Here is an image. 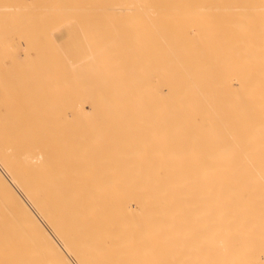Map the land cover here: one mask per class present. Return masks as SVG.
Here are the masks:
<instances>
[{"label":"bare ground","instance_id":"bare-ground-1","mask_svg":"<svg viewBox=\"0 0 264 264\" xmlns=\"http://www.w3.org/2000/svg\"><path fill=\"white\" fill-rule=\"evenodd\" d=\"M102 5L100 100L0 108V264H264V0Z\"/></svg>","mask_w":264,"mask_h":264},{"label":"rangeland","instance_id":"rangeland-1","mask_svg":"<svg viewBox=\"0 0 264 264\" xmlns=\"http://www.w3.org/2000/svg\"><path fill=\"white\" fill-rule=\"evenodd\" d=\"M35 1L38 2V6H37V4L35 5V3H36ZM103 1H105V0H103ZM104 4H105V2L103 3V5ZM103 5H102V0H0V28H1V32H0V34H1V36H0V50H1V52H0L1 53L0 54V91L3 90L6 95L8 94V96H11V97H8V96L5 97L4 96L5 94L3 95L4 92L2 94L0 92V96L2 95V99L0 98L1 99L0 100V108L1 109L2 108H3V110L5 109L4 111L6 112L7 111L6 105H7V108L10 106L9 107L10 109H11L12 106H14L15 109L16 108L19 109V107H17V106H21V105L24 106V104H25L27 106H25L24 108L30 107L28 109H29V111H31L32 110L31 106H33L34 108H35V106L36 107L38 106V108H39V106L40 107L43 106L44 109L42 108L43 110L41 109V111L42 112L44 111L43 114H45L44 115L45 117L43 116L42 112L39 111L40 108L39 109L35 108V110H38L37 112H40L42 115L40 116L39 115L40 113H36V111L33 110L36 113V115H33V113H32L33 111H31V113H32L31 115H33V117L29 118L28 122L30 121V119H33L32 122H34V123H35L36 119H37V122H39V121H41L40 117H42V121H43V119L46 118V116L48 117L47 118L48 120L47 119L44 120L46 123H49V121H51L50 117H51V119H53L52 122H55L54 120H56V116L60 113V111L59 110L57 111V109L62 108L63 107L62 104H64L63 101H62L64 98H63L62 93H61V92L65 93V90L62 91L64 89V87L66 89V92H68V93H72V91L74 90V92L72 94H70L71 96L70 97L68 96V98H70V100H71V97H73V98L79 97V98H77L78 100L82 99V98H80L81 97L80 95H82V93H84L83 90H85V89L87 90L88 88L91 87L89 85H88L89 87L85 86V85H84V87H82L83 86L82 83H81L82 82L81 81L82 78L79 77V79H78V77L76 78L74 76H76V75L77 76H81V75L84 76V74L87 71V74H85L84 78H85V80L87 79L86 80L87 82L86 81L85 82L87 84H89L88 81H90V82H92V81L94 82L95 81L96 82V79L99 78L100 75H101V77L99 78L101 80V83H99V84H102V85L104 84L105 85L106 81H105V78L103 76V72H102L103 68L101 66H103L104 69H105L106 63H104V62L106 61V59H104V58H106L105 55L107 54V51L104 52L105 51L104 49L106 47H108V46H105L106 45V43H104V42H106L105 40H104V42L102 41L104 37L106 38V31H107L106 30V22H105L106 21V16H105V11H104L105 9L103 8ZM63 6L68 7L69 11L64 10ZM99 8H103V10L102 9L100 10ZM66 17H68V19L64 20ZM96 20H100V21H98V23L101 24V25L99 24L100 29H102L100 31L97 30V28H99V27H97V26L95 27V24L97 22ZM94 22H95V24H94ZM95 28H96V30H95ZM45 30H47V31H45ZM101 31L105 35L104 37H103ZM5 32H6V34H5ZM43 32H44V34H43ZM46 32H48V34ZM8 33H9L10 37H8L9 36V35H7ZM98 33H99V35H98ZM2 34L5 37V39L3 41H2V39L4 37L2 38ZM16 34H18V35L20 34V35L18 36ZM92 35L94 36L92 38L93 39L95 38L96 40L95 39L93 40L92 38H90ZM48 37L50 39H48ZM99 37H101V38H99ZM26 38H29V43L27 42ZM32 38H34V39H32ZM89 38L92 39V40H90ZM97 38H99L100 40L97 39ZM21 39H23V40L21 41ZM51 39H54L53 42L51 41V43H48V42H50ZM6 41H7V43H6ZM25 42L27 43L26 44L27 47L20 45V44H25ZM42 42L45 43L46 45L48 44L49 48H50V46H52L51 44H55V47H57L54 50L53 49H49V50H53L52 53H51L52 55H53V53L55 54V56H53V57H52V55L49 56L50 52H48L49 51L48 48H47L48 46H46L48 51L46 50L45 53H44V56H45L46 53H48V54H46V56L48 55V57L51 59L50 62L53 61V63L51 62V65L48 64L49 61L47 63L48 66H51L49 68L50 71L48 70V68H46L49 71V73L52 72L51 73L52 76H50V74L48 72H46L48 74H46V73L44 74V71H46V70L43 71V67L47 66L46 63H45L46 65L43 64V62L47 61L46 60L47 57H44V58L42 57V59H43V61H42V59L40 57H41V55L43 56V53L40 54V52L37 49H35V48H39V46H45V45L42 44ZM96 42H98V43H96ZM15 43H16V45H15ZM89 43H91L92 45L89 44ZM5 44H6V46H5ZM29 44H30L31 47L29 46ZM2 45H3V47H1ZM9 45H11V46H9ZM94 45H97V46L94 47ZM98 45H99V47H98ZM8 46L10 47V49L12 47H15V48H12V50H9ZM16 46H18V47H16ZM5 47L8 50L4 49ZM46 48H43V49L45 50ZM52 48H53V46H52ZM101 49L103 51L102 54H101V52H102ZM106 50H107V48H106ZM40 51L43 52L42 50H40ZM95 51L96 52L98 51L99 54L98 53L96 54ZM76 52H80L81 53V55H79V58H78V56H76L77 55ZM3 53H4V55H3ZM10 54L14 55V56L11 57ZM91 54H96V55L92 56ZM29 55H31V57ZM99 55H100V57L98 58ZM80 56L82 58H84V60ZM102 56H104V57H102ZM10 58L13 59L14 62L10 61L9 60ZM27 58L29 60H32L31 58H33L34 59V61L32 60L33 63L32 62H29V63H32V65H35V63L37 62L36 65L31 67V64L25 63L24 61H26V60L29 61ZM52 58H54L55 60H52ZM77 58L78 59H82V60L79 61V62L82 61V63H79ZM85 58H87V59L89 58V60L86 61ZM102 59H104L105 61L103 60V62H102ZM17 60H20V62L17 61ZM75 60H76V62H75ZM91 60L96 61V62H93ZM70 61L72 62V64H70V66L72 65L71 66L72 68H69L70 66H68ZM88 61L89 62L91 61L90 64H89ZM38 62H41V63H38ZM92 63L93 64L95 63L94 64L95 66L99 63L98 64V69ZM103 63H104V65H103ZM73 64H75L76 67H77L78 64H80V65L83 64L82 66L79 65L80 69L82 68L81 72L78 69L79 67H77V69H76ZM85 64H86L87 67L91 66L90 69L94 66V68H92V69H94V71H92V69L91 70L89 69L90 71L87 70L86 66L83 67ZM62 66H67V67H62ZM32 68L33 69L35 68V70L38 69V71L36 70L38 73L41 72V70H39L41 68L42 71H43V73H41L42 75H38L36 71H35L36 74H34L33 73L34 70L32 72ZM63 68H65V69L68 68L69 72H68L67 69L65 70ZM95 68L97 70H95ZM30 69H31V71H30ZM56 69H57V71H56ZM59 69H61L60 70L61 72L63 71V74H64V72L67 73V74L65 73L66 74V76L64 75L65 77L64 76H62V77L60 76V75H62V73L58 71ZM72 69H73V73H72V71H70ZM82 70H84L85 72H83ZM57 72L59 73V76L61 77L60 79L58 78L59 76H57L58 75ZM90 72H92V73H90ZM71 73L74 74V75H72ZM77 73H79V74H77ZM30 74L31 75L33 74L36 77L35 78L36 80H34L31 77ZM28 75H30V78H32L31 80H30ZM41 76H46L44 78L48 77L47 81H49V80L53 81L56 86L58 85V83L59 84L63 83L62 81H64L63 79L66 80V77L68 78V81L66 80L68 83L64 82L65 84L58 85V87H59L58 89L59 90H57V88L54 86V83H52V82H51L52 84H50L48 86H47V84H46V86L44 84V87L45 88L47 87L46 89L48 91L47 95H45V91L43 90L44 87L41 85V84H43V82H40V80L43 81V80H46V79H44ZM56 76H57V79H55ZM49 77H50V79H49ZM95 77H97V78L94 79ZM89 78H91V80H89ZM74 79H75V82H74ZM28 80L34 81V82H28ZM56 80H58L59 82L56 81ZM35 81H37V84H39V85L32 86L33 83H35ZM83 81H84V79H83ZM44 82H46V81H44ZM56 82H58V83L56 84ZM98 82H100V81H98ZM75 83L76 84L78 83L79 85L78 84L76 85ZM97 83H95L94 85H93V83L92 84L90 83V85H92V87L94 86V88H95V86L98 87V85H99V84L97 85ZM71 84H72V86H71ZM51 85H53V86H51ZM104 85L102 87H99L100 91H98L97 90L98 88L96 87L95 89L97 90V93L95 94V96L92 95V97H94V98L96 97V98L99 99L101 94H103V92L105 91L104 90L105 88L103 89ZM67 86H68V88H66ZM77 86H78L79 89H77ZM85 87H88V88H85ZM92 87H91V89L93 90L94 88H92ZM48 88H49V90L51 89L50 90V94H53V95H51L50 99L51 98L53 99L54 97H56V98H54L56 100V99L59 98V97L57 98V96H54V94L56 95V91H57V95H58V93H60V95L62 96V98H60L61 101H60V99H58L56 101V102L59 101L60 103L59 102L58 103L60 105H62V106L59 105V107H60L59 108L58 106H56V104L54 105L55 108H57L56 111L53 110V107H54L53 104L56 103V102H54L55 100L53 99L54 101L53 100L49 101V99H48L49 98L48 95H50ZM70 88H75V89H71V91H67L68 89L70 90ZM83 88H85V89H83ZM86 90H85V92H87L89 89L87 91ZM42 91H43V93L40 94V92H42ZM81 91H82V93H80ZM91 92L92 91H90V94L87 93L88 95L84 93L83 94L84 95L83 98L84 97L85 98L91 97L90 96L92 94ZM95 92H93V93H95ZM68 93H67V95H68ZM74 94L79 95V96H76V95H75L76 97L72 96ZM63 95H65V94H63ZM67 95L65 96L66 98H67ZM52 96H54V97H52ZM9 100H11V101H9ZM19 100L21 101V103L20 102L18 103ZM47 100L49 102H47ZM78 100H76L77 103H75V104H73L74 99L72 101H69V103H68V100L67 101L64 100L65 103L67 102V104H66L67 107H65V105H64V107L68 108V107H73V105L74 106L78 105V103H79ZM7 101H9L8 104H7ZM22 101H24V102L22 103ZM25 101H27V103H25ZM101 101H102V99H101ZM1 102L4 103V105ZM49 103L53 107L51 106V108H52L51 112L47 113L46 110H48V109H46V108L48 107L50 109V107L48 106V105H50ZM64 107L62 109H64ZM86 107H89V104L86 105ZM27 108L25 109L26 110L25 112H27ZM10 109L7 112V114H9V115L11 114L10 113ZM17 109L15 111H17ZM102 110H104V109L102 108ZM11 111H13V110H11ZM21 111H23V109H21ZM21 111H19V112H21ZM29 111H28V113L30 115ZM54 112L56 114H54ZM13 113L15 114L14 117H13L15 121L18 120L17 122L20 121L21 123L23 121H25V118L23 117V114H24L23 112H21V113L13 112ZM16 114H17V116H16ZM6 115H4V113H3V117L5 116L4 118H6L8 120L6 122L10 123L11 122L10 116L8 117L9 118L8 119ZM12 115H11V117H12ZM31 115H30V117H31ZM48 115H50V117ZM18 117H20V118H18ZM22 117L24 118L23 121H21ZM38 118H39V120H38ZM34 119H35V121H34ZM101 119L104 120L105 116H103V117L101 116ZM60 120L61 119H59L57 121L59 122ZM1 121H3V122H1ZM15 121L13 123H15ZM26 121H25V123H26ZM44 121L43 122H39V123H44ZM6 122H5V119H3V120L0 119V123H6ZM62 122H64V121H62ZM29 123H31V122H29ZM66 123H71V122L67 121ZM75 123H78V122H75Z\"/></svg>","mask_w":264,"mask_h":264}]
</instances>
